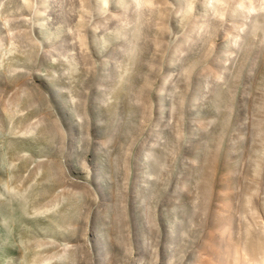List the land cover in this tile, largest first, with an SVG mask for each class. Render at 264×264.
<instances>
[{
  "label": "rangeland",
  "instance_id": "obj_1",
  "mask_svg": "<svg viewBox=\"0 0 264 264\" xmlns=\"http://www.w3.org/2000/svg\"><path fill=\"white\" fill-rule=\"evenodd\" d=\"M240 1L0 0V264H223L224 229L264 257V0Z\"/></svg>",
  "mask_w": 264,
  "mask_h": 264
},
{
  "label": "bare ground",
  "instance_id": "obj_2",
  "mask_svg": "<svg viewBox=\"0 0 264 264\" xmlns=\"http://www.w3.org/2000/svg\"><path fill=\"white\" fill-rule=\"evenodd\" d=\"M43 2H45V4H44V7H42L43 8V10H42V15L44 16V17H48L49 15H52V14H54L53 13V11L51 10V4H52V2L54 1V0H42ZM56 1V0H55ZM95 1H97V0H95ZM98 1H101V2H103V1H105V0H98ZM122 1H124V0H122ZM135 1H137V0H135ZM208 3V5L209 6H211L212 7V2L213 1H216V0H206ZM250 1V0H249ZM249 1H247V3L249 2ZM252 1V0H251ZM253 2V1H252ZM240 4H239V10L240 9H242V12H243V10L244 11H246V12H248V10H249V7H248V4L246 3V1H240L239 2ZM249 3H251V2H249ZM51 6H50V5ZM53 7V6H52ZM129 7V6H128ZM55 8V7H54ZM215 8V7H214ZM253 8V7H252ZM210 9V8H209ZM250 9H251V7H250ZM238 10V11H239ZM253 10V9H252ZM251 10V11H252ZM212 11V10H211ZM241 12V11H240ZM253 12V11H252ZM245 13V12H244ZM54 16H56V14L54 15ZM53 16V17H54ZM114 16H116V15H114ZM240 16H241V14H240ZM239 16V17H240ZM52 17V16H51ZM242 18H243V15H242ZM53 19V18H52ZM47 20V19H46ZM50 21V20H49ZM56 21H58V20H56ZM47 22V21H46ZM57 23V22H56ZM46 24V23H45ZM198 25L200 24V25H202L201 24V22H199V23H197ZM238 24V23H237ZM44 25V24H43ZM199 25V26H200ZM234 25V24H233ZM241 25H242V23H241ZM195 26V25H194ZM194 26H192V28L191 29H193L194 28ZM199 26H196V27H199ZM43 27V26H42ZM55 27H57V25L55 26ZM46 28V27H45ZM49 28V27H48ZM50 29V28H49ZM48 29V30H49ZM55 29V28H54ZM196 29V28H195ZM51 30H53L52 28H51ZM65 30V29H64ZM66 31V30H65ZM64 31V32H65ZM191 31V30H190ZM58 32V31H57ZM63 32V31H62ZM64 32H63V34H64ZM51 33H52V31H51ZM54 33V32H53ZM62 34V33H61ZM67 34V33H66ZM188 34V33H187ZM53 35V34H52ZM186 35V34H185ZM62 36V35H61ZM61 36H59V37H61ZM134 36H135V34H134ZM58 37V38H59ZM60 39V38H59ZM185 39V38H184ZM248 40H249V38L247 37L246 38V43L248 44ZM70 57V56H69ZM71 61V63H72V60H70ZM56 89L57 90H60L61 88L60 87H56ZM101 93H104V92H102L101 91ZM222 204H224V203H222ZM222 206H224V205H222ZM225 207H227V206H225ZM224 208V207H223ZM225 209V208H224ZM139 210V209H138ZM190 210V209H189ZM222 210V209H221ZM221 210H220V212H221ZM230 210V209H229ZM191 211V213H192V210H190ZM218 212V211H217ZM223 212V211H222ZM222 212H221V214H222ZM226 213V212H225ZM190 214V213H189ZM220 214V215H221ZM219 215V216H220ZM224 215H226V214H224ZM218 216V214H217V218L219 217ZM221 216H223V215H221ZM228 216H229V214H228ZM230 216H231V214H230ZM188 218H189V216H187ZM195 217V216H194ZM228 218V217H227ZM195 219V218H194ZM220 219V218H219ZM224 219V218H223ZM222 219V220H223ZM226 219V218H225ZM221 220V219H220ZM221 220V221H222ZM224 221V220H223ZM229 222H230V220H229ZM221 227H223V226H221ZM221 227H219V228H221ZM223 229V228H222ZM226 230H228V229H226ZM225 229L224 230H221V231H217L216 232V234H215V241H218V243L220 244V246H222V244L224 245V246H226L227 245V248H226V250L225 249H221L220 247H219V245H216L215 244V247L214 248H212V250H213V252H211V254H212V256L211 257H213V256H215V255H218V257L219 256H221L222 258H223V264H249V263H247L246 261H245V259H244V257H245V253H243V251H242V249H241V247H240V245H237V243L235 244V245H230V242L232 241H229L228 242V239H229V237H230V235H231V233H228L229 231H231V230H229L228 232L226 231ZM96 234H98L100 237H104L103 236V233H101V232H99V231H97L96 230ZM230 234V235H229ZM242 236V235H241ZM239 240V239H238ZM237 241V240H236ZM235 242V241H234ZM232 243V242H231ZM220 253H222L221 255H220ZM207 254V253H206ZM257 254V253H256ZM246 256H247V254H246ZM203 258H201L202 260H201V262H200V264H218V263H216L215 261H213L212 259L213 258H208V256L207 255H203L202 256ZM253 257H255V256H253ZM260 257H258V259H259ZM248 259V258H247ZM249 260H250V258H249ZM250 264H264V257H262L260 260H257V261H255V262H253V263H250Z\"/></svg>",
  "mask_w": 264,
  "mask_h": 264
}]
</instances>
